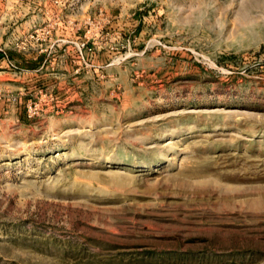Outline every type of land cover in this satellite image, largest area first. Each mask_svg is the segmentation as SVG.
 I'll list each match as a JSON object with an SVG mask.
<instances>
[{
	"label": "rangeland",
	"instance_id": "rangeland-1",
	"mask_svg": "<svg viewBox=\"0 0 264 264\" xmlns=\"http://www.w3.org/2000/svg\"><path fill=\"white\" fill-rule=\"evenodd\" d=\"M0 264H264V0H0Z\"/></svg>",
	"mask_w": 264,
	"mask_h": 264
}]
</instances>
